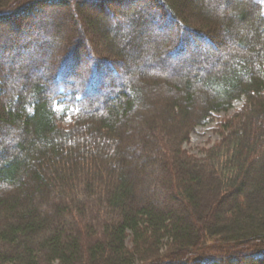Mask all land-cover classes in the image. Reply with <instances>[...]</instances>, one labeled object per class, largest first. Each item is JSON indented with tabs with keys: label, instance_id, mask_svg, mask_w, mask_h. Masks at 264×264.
<instances>
[{
	"label": "trees",
	"instance_id": "trees-1",
	"mask_svg": "<svg viewBox=\"0 0 264 264\" xmlns=\"http://www.w3.org/2000/svg\"><path fill=\"white\" fill-rule=\"evenodd\" d=\"M205 242L264 245V0H0V264Z\"/></svg>",
	"mask_w": 264,
	"mask_h": 264
},
{
	"label": "rangeland",
	"instance_id": "rangeland-1",
	"mask_svg": "<svg viewBox=\"0 0 264 264\" xmlns=\"http://www.w3.org/2000/svg\"><path fill=\"white\" fill-rule=\"evenodd\" d=\"M44 7H46V6H44ZM49 12H50V13H48L49 16H52V10ZM28 20H33V18L31 19L30 17H28ZM43 41H45V39ZM50 48H52V46H50ZM243 103H244V99H239V100L234 101L233 108L230 109L227 113H224V112L215 113L213 115L211 121L208 122L206 125L196 127V129L192 132V134L190 136V141L188 143L184 144V148H186L191 153H198L199 150H201V148L208 147L210 144H212L214 141H216V139L218 137V134L215 131L217 128V125L221 121H223V119H225L228 116H230L231 114H233L235 110H237L238 108H240L242 106ZM71 122H72V119L70 117H68L63 121V125L67 126ZM224 247H225V244L223 242L220 244L214 243V242H205L202 250L196 251V252L191 253V254L189 253L188 255H181L180 254L181 256L178 255L180 257V258L178 257V259H176L173 256V254L174 255L179 254L176 250H171V252L163 250V253L160 254V256H157L158 260L156 262H158L157 264L173 263L174 260H172V259L175 258L179 262L181 261V262H184L187 264H192V263L198 262V260L201 258H205V256L206 257H213V256L214 257H221V256H223L224 257V263L226 264V262L228 260H226V258H227V256L225 255L226 253L223 255ZM237 248H239V247H237ZM246 248H248V247H246ZM263 249H264V245H262L261 247H255L252 251L247 252L245 254L243 252L244 250H246L245 248H243V249L239 248V249L234 250V251L240 252L238 257H242V258H240L241 262H242L241 264H257L256 261L259 262L260 260H255L254 258H256V257H254V254H256L258 252L261 253V251H263ZM226 252H230V251H226ZM259 257L264 259V252ZM191 258H193V259L191 260ZM184 259H186V260H184ZM263 262H264V260L262 262H259V263L264 264Z\"/></svg>",
	"mask_w": 264,
	"mask_h": 264
}]
</instances>
